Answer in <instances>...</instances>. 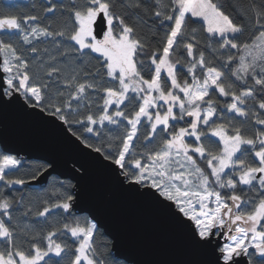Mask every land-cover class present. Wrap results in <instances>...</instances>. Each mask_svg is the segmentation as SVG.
Returning <instances> with one entry per match:
<instances>
[{"label":"snow or ice","instance_id":"6c2138e0","mask_svg":"<svg viewBox=\"0 0 264 264\" xmlns=\"http://www.w3.org/2000/svg\"><path fill=\"white\" fill-rule=\"evenodd\" d=\"M25 8H0V113L54 130L161 210L202 257L193 264H264V0ZM6 153L0 264H138L102 231V208L81 207L72 180L85 163L28 191L55 161L18 174L25 162Z\"/></svg>","mask_w":264,"mask_h":264},{"label":"water","instance_id":"95a60500","mask_svg":"<svg viewBox=\"0 0 264 264\" xmlns=\"http://www.w3.org/2000/svg\"><path fill=\"white\" fill-rule=\"evenodd\" d=\"M0 147L7 150L6 154L20 158L55 161V171L49 170L47 182L54 175L72 180L73 167L83 171L77 160L85 163L88 175L80 182L72 180L81 187V207L102 208L103 231L119 234L121 251L138 264H193L202 259L161 210L148 200L121 190L107 172L74 152L54 130L9 109L0 113ZM47 182L32 181L31 184Z\"/></svg>","mask_w":264,"mask_h":264},{"label":"trees","instance_id":"16d2710c","mask_svg":"<svg viewBox=\"0 0 264 264\" xmlns=\"http://www.w3.org/2000/svg\"><path fill=\"white\" fill-rule=\"evenodd\" d=\"M32 2H34V0H19V1H17V0L16 1L0 0V8H3L6 4H14V5L19 6V10L24 11V10H26L25 6L29 5ZM228 2L231 3V0H228ZM193 19H196V18H193ZM194 26L198 27L199 25H194ZM1 149L2 148L0 147V151H3ZM21 160L24 161L25 164H24V166L21 167L20 173H18V174H23L25 172L33 171L36 168H38L40 165L47 164L43 160L40 161V160L27 159V158H21ZM29 165L31 167H29ZM67 180H69V179H61L59 176L54 175V176L50 177L49 181L46 184H43V186L50 188V187H52V185H55L56 181H67ZM56 186H58V185H56ZM16 187H17V189L21 188V186H16ZM25 187L27 188L28 191H32L33 189H35L36 192H39L41 189V185H36V184H30V185L25 186ZM36 192H33V194L35 195ZM15 195L18 197L20 195V191H17L15 193ZM105 238L110 239L108 237L101 236L98 238V240H102Z\"/></svg>","mask_w":264,"mask_h":264},{"label":"rangeland","instance_id":"374dc122","mask_svg":"<svg viewBox=\"0 0 264 264\" xmlns=\"http://www.w3.org/2000/svg\"><path fill=\"white\" fill-rule=\"evenodd\" d=\"M9 1H16V0H9ZM17 1H19V0H17ZM19 159H21L20 157H18Z\"/></svg>","mask_w":264,"mask_h":264}]
</instances>
